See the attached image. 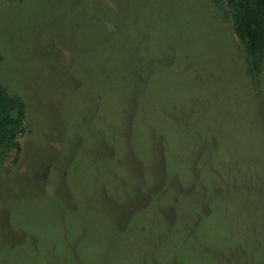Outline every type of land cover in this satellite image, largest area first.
Masks as SVG:
<instances>
[{
    "label": "rangeland",
    "instance_id": "obj_1",
    "mask_svg": "<svg viewBox=\"0 0 264 264\" xmlns=\"http://www.w3.org/2000/svg\"><path fill=\"white\" fill-rule=\"evenodd\" d=\"M167 1L0 0V83L31 116L20 152L0 148V264H264V76L252 83L210 0ZM146 24L150 83L133 132L126 75L115 81L133 46L126 27ZM195 91L207 100L181 101ZM172 117L202 125L188 135ZM204 164L222 182L204 174L194 187ZM145 170L160 176L146 192Z\"/></svg>",
    "mask_w": 264,
    "mask_h": 264
},
{
    "label": "trees",
    "instance_id": "obj_2",
    "mask_svg": "<svg viewBox=\"0 0 264 264\" xmlns=\"http://www.w3.org/2000/svg\"><path fill=\"white\" fill-rule=\"evenodd\" d=\"M210 3L213 6V8L218 10L221 19L226 20L229 23L230 22L232 23L234 27V33L239 38L241 42L242 52L245 55L246 73L250 75L252 83H255L254 85H256V87L260 86L263 82V76H264V0H210ZM202 9L204 10V8ZM149 26L150 24L149 25L146 24V26H142L141 28H138L137 33L134 31H131L129 33L130 29L128 30V27H126V34H125L126 41L128 40V36H132V39L130 41V46L132 45L133 46L132 49L130 47L128 50L126 49V68L123 69L121 73L119 72L118 74L119 78L115 81V82L121 81L122 78H125L126 75L125 78L126 119L132 120V122L134 123L133 132L136 128V122L138 120L137 119L139 112L138 103L142 100V95H141L142 92L141 89L143 88L142 86L144 85V87H147L150 83L147 74L148 72L147 68L140 61L141 54L148 49L151 43V37L150 35H148L150 34L148 33ZM219 31H221V27L219 28ZM122 40L123 39L120 38L116 43V47H119L120 51H122L121 50L122 48L126 47V46L123 47V43L120 42ZM221 48L222 47H220V49ZM136 88L138 89V91L135 90ZM189 95L190 96L187 98L182 99L181 97L180 98L181 101L183 100L185 103V100L188 98H191L194 101H205L207 100V96H208L205 92H201V91H195L190 93ZM196 106L201 108V104L196 103ZM177 108L179 109V107ZM177 108H175L174 111H176ZM178 119L180 118L172 117L173 120L172 122L174 123V125L177 126V128L181 130L182 133L188 134L191 132H197L200 130V127L202 125V124L194 125V126L188 125L187 127H184L181 126L180 123L184 124L185 121L180 120L179 122H177ZM30 123H31V116L27 101L20 94L11 93L3 84L0 83V148L1 147H6L10 149L16 148V150H19L20 152L21 142L19 140V135L28 129ZM132 133L130 135L131 137H132ZM213 135L214 134H212V136ZM155 139L157 142L156 145L160 149L159 152L161 154V156L159 157L160 161H159L158 169L162 167L164 171L168 173L166 167H164L163 165L165 164L164 161H166V158L163 157V154L167 153V148H168L167 137H165L163 134L159 132H156ZM200 166L205 167L207 170L205 171L197 170L198 172L197 174H195L196 170L193 171L192 178L194 179V185H193L194 187L198 188L197 185L201 183L202 179L204 178L203 177L204 174L206 175L210 174L208 175L209 176L208 182L210 183L211 186L214 185L216 181L222 182V180L219 179V176L216 173L217 168L214 167L215 165L204 164ZM238 170H239V164H237V166L234 167L233 171L227 172L224 177L226 178L231 175H236V172ZM150 173L154 175V178ZM144 174H145L144 177H141V179L138 180V182L142 189L143 187H145V191L144 190L143 191L146 192L149 187L152 188L154 187L155 182L159 181L160 176L157 175V171L154 173L153 171L145 170ZM244 174L246 175L248 174L249 177L253 175V177H255V181L258 184L261 183L259 182L260 176L253 172L252 167H247L246 169H244ZM148 175H151V180L149 179V181L147 180ZM173 175L174 173L171 172H169V174L167 175L168 178H166L167 180L166 179L164 180V185L158 191V195L155 197L154 201L152 200V202L150 203L151 210L154 202L159 203L161 194L167 190V188L170 185V181L174 179L171 178ZM246 175H243L244 179L245 177H248ZM174 177L177 178L178 175L175 174ZM136 179L137 178L134 176L133 177L134 181H131L127 187L129 188L132 183L134 184L133 190H129V196H131L132 199H134L135 194H137L136 186L138 185V183L135 182ZM191 187H192V183H191ZM203 193L204 192L201 193L199 192L197 194L198 198L200 197V195L202 196ZM129 203L130 202H128L127 204ZM178 207L179 205H177V209L179 210ZM146 228H148V226H146ZM141 233L142 232H140V234ZM198 238L200 239L199 236ZM207 252L208 251L204 253L207 254ZM211 252L213 253L214 250Z\"/></svg>",
    "mask_w": 264,
    "mask_h": 264
}]
</instances>
